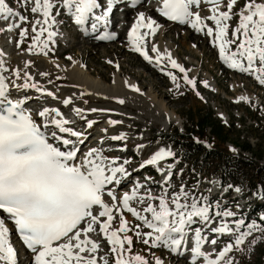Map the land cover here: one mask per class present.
I'll return each instance as SVG.
<instances>
[{
	"label": "snow or ice",
	"instance_id": "snow-or-ice-1",
	"mask_svg": "<svg viewBox=\"0 0 264 264\" xmlns=\"http://www.w3.org/2000/svg\"><path fill=\"white\" fill-rule=\"evenodd\" d=\"M237 2L162 0L156 10L168 21L204 32L212 38L211 44L218 48L219 59L227 68L252 74L264 86V0H245L234 12ZM13 3L15 8L7 0H0V20L6 22L0 32L19 29V47L28 35V28L21 25L29 23V17L21 10L30 11L33 36L32 44L26 50L31 53L35 47L37 54L44 56L54 51L51 46L61 34L58 30L64 23L58 19L61 10L83 36L115 41L124 20L122 9L119 15L113 16L114 8L117 5L130 8L135 13L127 33L132 50L149 64L158 66L179 93L182 85L172 71L178 69L183 86L190 87L196 96L204 99L197 90V79L189 76V70L178 63L170 51H161L154 42L161 25L146 16L145 11L137 10L138 6L144 7L142 0H129L128 4H124V0H13ZM202 4L209 6L210 14L206 17L200 15ZM233 16L237 17L238 23L229 39V22ZM207 20L213 21L214 27L205 23ZM232 45H235L234 49ZM67 59L71 61L72 57ZM108 63L114 62L109 60ZM32 64V61H26L23 69L11 68L0 59V212L3 213L0 215V261L3 264H18L17 250L9 241L12 230L18 232L29 250L32 256L29 264H109V260L99 254L101 245L91 237L93 233L102 234L110 245L112 264H151L145 256L131 253L133 237L128 235L129 231L142 239L143 244L162 247L190 264H240L229 253L235 250L244 254L243 245L248 237H253L248 243V253L264 240V213L258 217L259 223L257 220L246 222L244 214L235 210L241 207L239 203L233 206L224 201V192L241 193L243 187L222 184L214 177L204 178L203 182L209 187L203 190L199 178L187 185L183 179L185 169L177 168L180 157L170 145L160 146L157 142V147L152 150L149 149L152 142H145L142 132L131 137L124 131L108 135V128H104L101 130L104 135L94 146L88 144L82 148L88 140L86 129L97 123L95 119H89L87 113L111 110L76 106L77 99L88 104L83 97L91 93L83 91L79 96L73 93L61 99L56 91L34 79L27 70ZM114 66L119 70L118 63ZM39 75L50 77L48 72ZM47 83L52 84L53 80L49 78ZM124 83L143 95L138 85L127 80ZM199 83L204 88L211 87L207 80ZM28 89L60 100L64 106L71 105L70 111L83 121V127L76 126V120L66 117L58 107H33L29 103L30 97L25 94ZM241 101L251 104L250 97L245 95L237 97L236 102ZM118 102L124 104L125 101L118 98ZM251 106L255 107L254 104ZM260 110L264 112V107ZM220 116L227 123L223 113ZM107 123L115 126L123 122L109 118ZM130 139L136 140L134 152L140 158L135 166L131 157L110 154L126 152ZM194 139L206 148L212 147L206 141ZM230 151L237 154L235 148L230 147ZM145 152L148 153L146 156ZM147 168H152L159 180L147 174L142 178L133 176V172ZM192 171L196 174L195 168ZM126 184L130 187L125 191L123 186ZM153 186L158 189L155 193ZM214 188L220 189L216 196ZM252 195L264 201V184ZM124 211L142 222L149 231H140L141 224L130 228ZM117 218L118 227H113ZM8 222L12 223V229ZM256 232L260 235L253 236ZM222 237L227 242L217 252L214 246ZM206 244L211 251L204 250ZM153 259L154 264H165L154 254Z\"/></svg>",
	"mask_w": 264,
	"mask_h": 264
},
{
	"label": "rangeland",
	"instance_id": "rangeland-1",
	"mask_svg": "<svg viewBox=\"0 0 264 264\" xmlns=\"http://www.w3.org/2000/svg\"><path fill=\"white\" fill-rule=\"evenodd\" d=\"M11 1L13 2V0ZM143 9L144 7H139L137 10ZM238 10L239 8L235 11ZM237 21L238 19L236 18L235 22ZM69 35V41L73 40L74 44L69 43L67 39L68 43H63L56 49L57 54L62 52L65 53L58 62L55 58H52L51 60H33L32 62L35 64L31 65L27 70L34 75L42 86L45 88L48 86L52 91H56L57 96L61 99L65 96L68 97V95L72 96L73 93L79 96V93L82 91L85 93H92L89 91L87 92L83 87H80L75 78L73 79L69 75L70 70L76 67V64L72 66L73 63L66 60V55L71 57L75 55L76 57H79L81 55L80 60L83 57L84 61L89 64V69L83 70V68H81L82 71H86L90 78L98 80L104 88H107L104 90L105 94L103 90H97V93H92L91 95L86 94L83 99L88 100V104H84L83 100L77 99L75 101L76 106L83 108H105L111 110L104 113H87L89 119H95L101 126H107L108 123H103V121H106L109 118L120 120L123 123L112 126L114 127L112 133L117 134L119 131H124L128 132L131 137L142 132L144 134L145 142H152L149 145V149L154 150L157 147V142H159L160 146L170 145L175 137V133H184L187 129L193 128L197 122L203 120V118L209 113L213 116V119H215V125H224V119L221 120L220 116V113H223L227 120V125H224L223 129V137L221 136L224 141H226V143H223L224 148L230 150V147L241 149V147L251 146V150L255 156L260 159L258 162L264 166V112L260 110L261 107L256 108L233 103V100L241 95L255 98V104H258V96L264 103V92L257 89L250 79L224 71L222 65L219 64L217 58L210 50L208 43H203L200 39H195L194 41L191 33L187 32L185 29H179L177 27L171 28L170 32L166 35V38H164L165 41H169L170 39L176 41L173 42V46L178 50L181 58H192V67L198 70L201 78L207 80L210 79L216 84V89L211 88V90L208 88H206L207 90L203 89L199 85L197 90L204 97V99L201 100L196 96L194 91H191L186 87L179 90V93H183L182 95L177 91L169 94L168 90L170 89V84L168 81L162 79L155 71L141 63L136 56L129 54L127 50L121 48L119 42L114 43L113 45L82 44L77 41L74 32H69ZM202 39L207 40L206 37H202ZM27 46H29V43H27ZM26 51V49L19 51L17 58L19 57L20 60L24 58ZM115 58L119 60V65L121 66L119 70L115 68L114 64L108 63L109 60L113 61ZM53 59L54 61H52ZM50 61L54 64H51ZM25 62V60H22V62L19 63V67L23 69ZM57 64L60 65L59 68L55 67ZM40 72H48L50 73V77H42L39 75ZM117 76L122 83L127 80L131 84L138 85L141 92L143 91V95L141 96L140 93L128 89V86H126V89L116 87L117 82L115 83L113 80L116 81ZM49 78L53 80L52 84L47 83ZM19 82L22 83V81ZM233 82H235L234 84L236 85V88L240 87L238 84L244 85V90H238L237 92L232 93L231 91H233L234 88H231L230 90V85ZM117 88L119 89V92L117 91ZM108 89H111V91L109 90V92H107ZM100 91H102L103 94ZM214 91L215 94H210L214 93ZM240 91L248 92L249 94H239ZM235 93L237 94L234 95ZM118 98L123 99L125 101L124 104H120ZM230 98H232V100ZM48 99L50 103H55L54 101H56L52 100L51 97H48ZM55 104H59L61 107L62 103H60L59 100V103ZM71 107L72 106L69 105L68 108H61L64 112H68ZM227 115H229V117H226ZM169 117L171 119H178V121L172 123L171 120L169 121ZM164 122L170 123L169 128L168 126H163ZM181 129H183V131H181ZM208 132H210V128L208 129ZM226 137L227 139H225ZM135 143V139H130L128 144L133 146ZM147 154L148 153L145 152V156ZM249 155L252 156L251 152ZM130 156L136 162L140 159L135 158L138 156H134L132 153H130ZM251 158H253V160L255 159L254 156ZM193 180L194 179L190 176V178H186L184 181L187 185H191ZM204 185L208 184L205 182ZM256 192L257 191H255V193ZM238 194L243 196V201L240 205L241 208L246 210L254 206V196L248 197L245 196L244 193ZM235 195H237V193L230 191L228 198L224 201H232ZM260 201L264 203L261 199ZM235 210L238 211L237 209ZM136 224L139 223H133L130 228H133ZM140 231L146 232L147 230L141 225ZM259 235L260 233L258 232L253 233V236ZM131 236L133 237V250L131 252L133 254L145 256L149 259L151 264H154L153 254L160 255L165 261L169 259L171 262H175V264H184V259L173 261V259L170 258V253L163 250L156 251L150 248L149 245L143 244L142 239H138L132 231ZM252 238L253 237H248L245 241L243 247L246 251L244 254L235 250L229 254L235 256L240 264L242 260H244L246 264H259V256L261 257L262 255L260 254L264 251V240L255 245L253 251L248 253V243ZM21 256L22 264H25L26 260L29 261L27 255L23 256L22 253ZM262 264H264V262Z\"/></svg>",
	"mask_w": 264,
	"mask_h": 264
},
{
	"label": "trees",
	"instance_id": "trees-1",
	"mask_svg": "<svg viewBox=\"0 0 264 264\" xmlns=\"http://www.w3.org/2000/svg\"><path fill=\"white\" fill-rule=\"evenodd\" d=\"M214 120L209 113L192 128L194 138L206 141L212 146L210 149L206 148L203 143H197L196 139L191 138L192 141L187 144V158L192 167L199 171L207 170L215 174L219 173L224 179L234 185H241L243 189L256 188L258 185L264 184V167L252 161L245 164L241 159H231L229 150L223 146V143L226 142L222 138L223 127L220 124L215 125ZM208 128L211 129L213 140L207 134ZM243 149L252 151L251 146L243 147ZM248 165L254 169L253 173L247 169Z\"/></svg>",
	"mask_w": 264,
	"mask_h": 264
},
{
	"label": "bare ground",
	"instance_id": "bare-ground-1",
	"mask_svg": "<svg viewBox=\"0 0 264 264\" xmlns=\"http://www.w3.org/2000/svg\"><path fill=\"white\" fill-rule=\"evenodd\" d=\"M148 1H151V3H150V5H149V7L148 8H144L143 10H139V11H145V14H146V16H151V17H157L159 20V23H161L162 24V28L160 27L159 29H158V31H157V34L155 35V37L153 38L154 39V42L157 40V39H160V38H163L162 37V35L166 32V27L165 26H163L164 25V22H162L161 20H162V16L159 14V12L156 10L158 7H160L161 6V4H162V0H148ZM239 3H237V5H238ZM202 6H205L206 8H207V14L206 15H202L201 14V12H200V15H201V17H206V16H208L210 13H209V6H207V5H204V4H202ZM113 15H114V12H113ZM134 19H135V16H134ZM133 19V20H134ZM205 23H207V24H211V25H213V27H214V22L213 21H210V20H207V21H205ZM230 23V22H229ZM186 28L189 30V31H191L192 33H194V34H198V32L197 31H195L194 29H192L191 27H190V25H186ZM12 36V35H11ZM165 36V35H164ZM4 37V36H3ZM2 37V38H3ZM58 37H60L62 40H64L65 39V37L64 36H62L61 34L58 36ZM57 37V38H58ZM1 38V39H2ZM6 38H7V40L10 38V35H8V36H6ZM56 38V39H57ZM122 38V35H120L117 39H121ZM116 39V40H117ZM124 41H129L128 40V38L126 37L125 39H124ZM181 41V40H180ZM93 44V43H92ZM160 46H161V50L162 51H164L165 49H167L168 51H170L171 53H172V56H175V57H178L177 56V54L175 53V51H173V49L171 48V46H170V43L169 42H167V44H163V42H161L160 41ZM33 53H34V50L30 53V52H28L27 54H26V56L25 57H29V58H33V59H36V58H34L33 57ZM153 55H154V53H153ZM13 58V55L12 54H10V57L9 58H4V56L2 55V56H0V59H2L4 62H5V65L7 66V67H11V65L9 66V61H8V59H12ZM19 58V57H18ZM25 58H23V60H24ZM40 60L42 59V60H47V58H39ZM38 59V60H39ZM53 61V60H52ZM52 61H50V63L51 64H54V63H52ZM47 62V61H46ZM57 63V62H56ZM46 66H47V64H46ZM64 66V65H63ZM72 66H74V65H72ZM23 67V66H22ZM50 67H52V66H50ZM56 67V66H55ZM21 68V67H20ZM81 68H83V67H81V65L80 64H76V67H74V68H72L71 70H70V73H69V75L74 79L75 78V80H76V82H77V84L80 86V87H83L84 88V90H86L87 92L89 91V92H92V93H97V90H103V92H104V90L107 88H104V86L98 81V80H96V79H92V78H90L89 77V75H88V73L86 72V71H82V69ZM83 70H85L84 68H83ZM41 71V70H40ZM38 74V73H37ZM193 76L194 77H197V73L195 72V71H193ZM72 79V80H73ZM117 82V83H116ZM115 83H116V87H120V88H125L126 89V84H124V82L122 83V81L121 80H119L118 79V76H117V78H116V81H115ZM210 86L211 87H209L208 89L209 90H211V88H214L213 87V85H211L210 84ZM233 86L235 87V90H236V85L235 84H233ZM115 87V88H116ZM114 88V89H115ZM128 89H130V88H128ZM109 90L111 91V89H108L107 90V92H109ZM116 90V89H115ZM119 89L117 88V91H118ZM122 90V89H121ZM131 90V89H130ZM101 93H102V91H100ZM119 92V91H118ZM122 92V91H121ZM32 93H34V91L32 90V89H28V90H26L25 91V94H27L29 97H30V101L29 102H33V103H31V105L33 106V107H35V106H37V104H39V103H41V102H44V101H42L38 96L37 97H35V96H33V94ZM91 93V94H92ZM115 93V92H114ZM117 93V92H116ZM125 93V92H124ZM123 93V94H124ZM103 94V93H102ZM101 94V95H102ZM104 94H105V92H104ZM107 94V93H106ZM122 94V95H123ZM128 94V93H127ZM97 95V94H96ZM69 96V95H68ZM111 96V95H110ZM109 96V97H110ZM66 97V96H65ZM64 97V98H65ZM250 97V96H249ZM45 100H49L47 97H46V99ZM53 100V99H52ZM236 100L237 99H235V100H233V102L235 103V104H247V103H245V102H243V101H241V102H236ZM250 100H251V103H256V99L255 98H253V97H250ZM55 103H59V100L57 101H54ZM48 103H49V101H48ZM53 103V102H52ZM50 103L51 105H50V107H58V108H61L60 107V105L59 104H55V103ZM249 104V103H248ZM62 109V108H61ZM63 113H64V115L66 116V117H68V118H73V117H75L74 116V114L69 110L68 112H64V111H62ZM174 115V114H173ZM170 120L172 121V123L174 122V121H178V119H174V118H170ZM169 120V121H170ZM169 122H164L163 123V126L164 127H167V126H169ZM110 125H108L107 124V126L106 125H103V126H101V128H100V130H102V129H104V128H108ZM93 134H98V133H93ZM98 139V138H97ZM93 141H95V140H93ZM92 141V142H93ZM86 147V146H85ZM141 170H139L138 172H133V176L135 177V175H139V172H140ZM124 187H125V185H124ZM189 246H190V243H189ZM204 248H205V246H204ZM29 259V258H28Z\"/></svg>",
	"mask_w": 264,
	"mask_h": 264
}]
</instances>
